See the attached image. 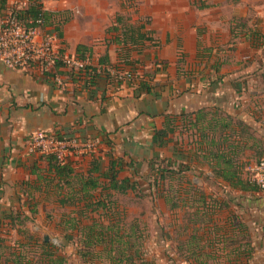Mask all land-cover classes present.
<instances>
[{
	"label": "crops",
	"instance_id": "obj_1",
	"mask_svg": "<svg viewBox=\"0 0 264 264\" xmlns=\"http://www.w3.org/2000/svg\"><path fill=\"white\" fill-rule=\"evenodd\" d=\"M151 1L130 19L135 23L149 16L150 39L132 45L122 41L116 18L119 1L57 0L47 5L42 0L44 10L56 14H51L44 31L58 35L62 54L86 56L97 68L95 81L59 65L56 72L64 85L58 86L36 66L15 70L0 61V237L8 246L33 237L61 246L59 255L69 264H79L78 230L68 232L64 224L80 211L93 213L86 199L65 204L61 200L73 194L82 197L86 190L99 195L84 184L90 177L105 182L101 173L112 161L120 163V180L136 181L150 176L152 159L166 158L175 168L188 166L190 178L208 193L221 190L222 179L214 177L219 162L213 153L218 149L194 134L212 130L209 137L217 139L226 123L223 116L251 127V137H238L236 125L224 127L232 132L224 131L229 140L219 148L222 153L234 145L231 157L240 172L242 166L243 176L255 163V147L264 149L262 49L254 45L250 30L236 28L249 5L264 19V0ZM7 12L6 0H0V16ZM114 25L119 29L110 30ZM80 45L86 48L79 51ZM122 72L133 73L135 79L117 81ZM141 81L148 88L143 90ZM202 110L205 117L197 121ZM187 114L193 116L186 118ZM169 117L176 131L160 142L156 131ZM40 130L80 140L78 150L66 156L73 170L69 177L58 176L47 155L31 150L30 136ZM232 197L245 224L241 243L247 252L234 251L231 264H264V190H236ZM11 214L29 219L13 225ZM176 228L173 221L174 233ZM175 244L173 238L172 247ZM170 256L178 262L176 253Z\"/></svg>",
	"mask_w": 264,
	"mask_h": 264
},
{
	"label": "trees",
	"instance_id": "obj_2",
	"mask_svg": "<svg viewBox=\"0 0 264 264\" xmlns=\"http://www.w3.org/2000/svg\"><path fill=\"white\" fill-rule=\"evenodd\" d=\"M51 14L44 10L42 0H30L28 8L22 11L21 16L24 19L43 17L45 26ZM117 22L122 25V41L126 44L144 45L145 41L150 39L149 31L146 30L148 22H141L139 25L124 24L121 16L117 17ZM118 29L117 25L110 27V30ZM58 33L60 34V31ZM233 35L234 37L238 36L234 30ZM84 48L86 46L80 45L78 50L81 51ZM79 57L87 59L84 55ZM90 70L91 78L95 81L98 75L97 68L91 66ZM140 87L143 90L146 89V83L141 81ZM205 114V110L198 112L197 121L199 118L205 117ZM185 116L187 118L193 115ZM223 119L226 123L224 122L222 128L218 129L219 137L217 139L209 137V135H214L212 130H198L194 134L206 140L209 146L218 149L216 153H213L219 162V165L214 167V177L217 180L222 179L219 181L221 190L213 188V191L208 193L205 187L196 184L190 178L188 166L175 168L166 164V158H155L150 161L149 180L155 198L163 197L171 211L185 210L187 216V221L184 224H177L176 230H181V235L179 233L178 239H174L176 244L172 247L173 252L177 254L178 262L224 264V261H230L232 263L230 256L234 251L247 252L246 246L241 243L242 236L245 238V224L236 204L233 203L232 193L236 190L261 189L249 175L243 176L241 165L239 166L240 172L234 164L231 157V153L236 152L234 145H230L227 150L224 148L222 153L219 152V148L229 140L224 136V131L227 129L231 131V129L224 127L231 124L236 125L239 128L238 137H251V127L242 120H236L231 116H223ZM173 125L174 119L169 117L164 128L156 131L160 142L166 141L170 134L175 133L176 128ZM183 129L190 128H181V132ZM191 129L195 130L196 128ZM259 147L262 148L261 145L255 147L256 163L264 159V149ZM48 157L58 176L69 177L73 172L65 159L61 160L56 155H48ZM246 166L243 164V169ZM117 167H120V163L112 161L109 169L105 173H101V176L106 178L105 182L92 177L85 182V189L99 191V195L86 190L82 197L73 194V196L67 197L68 199L61 200V203L65 204L73 203L76 199H86L87 209L93 213L91 215L80 211L78 216L71 217L64 224V228L68 232L78 230L79 264H160L154 256L144 250L145 235L139 219L135 218L128 222L126 212L121 210L118 205L115 196L136 191L138 182L120 180L118 178L120 170ZM65 183L71 185L68 180H65ZM226 210L229 215L223 218L221 214ZM8 218L11 219L13 225L16 222L24 224L29 219L23 218L20 214H11ZM82 218L88 219V223L83 224ZM19 231L28 237L25 228H20ZM5 241V237H0V264L4 261L6 264H69L67 257L59 255L61 246L53 243L33 237L27 243L16 241L12 246H8ZM4 250H7L9 254L6 255Z\"/></svg>",
	"mask_w": 264,
	"mask_h": 264
},
{
	"label": "built area",
	"instance_id": "obj_3",
	"mask_svg": "<svg viewBox=\"0 0 264 264\" xmlns=\"http://www.w3.org/2000/svg\"><path fill=\"white\" fill-rule=\"evenodd\" d=\"M8 12L0 16V61L8 68L23 70L31 66L40 68L58 86H63V81L56 68L59 65L84 76L89 82L91 78V63L89 59L79 56L62 54L56 33L44 31V18L24 19L21 16L23 10L28 8L30 0H6ZM134 80L135 76L130 72L117 74L116 80ZM80 140H69L40 130L30 136L32 151H40L45 155H56L61 160L73 150H78ZM252 171V181L261 190H264V159L248 166V172Z\"/></svg>",
	"mask_w": 264,
	"mask_h": 264
},
{
	"label": "rangeland",
	"instance_id": "obj_4",
	"mask_svg": "<svg viewBox=\"0 0 264 264\" xmlns=\"http://www.w3.org/2000/svg\"><path fill=\"white\" fill-rule=\"evenodd\" d=\"M119 1L120 10L116 16L123 18L124 24L139 25L141 22H149V16H145L137 20L135 23L130 22V19L136 17L140 13L142 6L151 5V0H117ZM57 0H46V4H57ZM261 5H264V1ZM247 14L236 21L238 30H250L249 33L253 38L254 45L261 47L259 53L264 59V19L257 14V7L249 5ZM246 60H249L247 58ZM247 175L252 177L253 172L247 171ZM136 191H129L124 194L115 196L121 210H124L128 216V222L138 218L141 224V229L145 235L144 250L151 256L157 258H165L160 264H179L177 261H172L170 256L173 253L171 245V237L178 239V234L181 230L172 229V222L182 225L186 221V214L182 210L171 212L165 199L161 196L156 197L152 193L149 177L140 178ZM233 209V208H232ZM234 210V209H233ZM60 214L59 211H57ZM223 218H226L228 210L223 212ZM50 228H44L43 231H48ZM181 235V233H180ZM224 264H231L230 261H224Z\"/></svg>",
	"mask_w": 264,
	"mask_h": 264
},
{
	"label": "water",
	"instance_id": "obj_5",
	"mask_svg": "<svg viewBox=\"0 0 264 264\" xmlns=\"http://www.w3.org/2000/svg\"><path fill=\"white\" fill-rule=\"evenodd\" d=\"M46 238L48 239V236H46Z\"/></svg>",
	"mask_w": 264,
	"mask_h": 264
}]
</instances>
